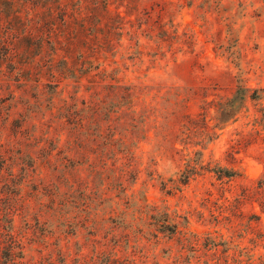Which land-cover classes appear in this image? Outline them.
I'll return each instance as SVG.
<instances>
[{"label": "rangeland", "instance_id": "rangeland-1", "mask_svg": "<svg viewBox=\"0 0 264 264\" xmlns=\"http://www.w3.org/2000/svg\"><path fill=\"white\" fill-rule=\"evenodd\" d=\"M26 1L16 14L0 0V264H264V0L111 5L124 27L96 65L135 85L137 110L164 112L169 88L182 97L197 89L183 110L194 125L164 118L157 127L155 114L143 124L129 106L78 126L84 97L111 92L113 81L57 86L49 45L43 55L37 47L52 25ZM143 6L164 11L147 21ZM16 40L20 54L9 60ZM239 85L258 98L211 129ZM205 125L211 141L198 135ZM196 151L204 168L183 183ZM219 166L240 175L218 178ZM165 220L175 232L161 229Z\"/></svg>", "mask_w": 264, "mask_h": 264}, {"label": "trees", "instance_id": "trees-1", "mask_svg": "<svg viewBox=\"0 0 264 264\" xmlns=\"http://www.w3.org/2000/svg\"><path fill=\"white\" fill-rule=\"evenodd\" d=\"M23 1V2H22ZM31 1V0H28ZM146 2L148 0H33L34 4H39L43 16H47L49 22L51 23V28L49 30H44L43 27L39 31L38 38V49L40 53L46 54V45H49V58H50V71L53 78H56V85L60 87L62 82H65V87L69 86H79L84 76H91L89 80L91 83H98L96 76L101 74L104 76L105 80L109 77L113 82L106 84V86L111 88V92L108 91L107 94L97 93V95L90 100L84 97L82 104L84 108L87 106V114H84L83 121L78 126L84 127L85 119L91 120L89 123L98 124L102 115H112L111 111L114 109H128L133 113V117L140 118L139 120L145 124L148 122L152 115H156L154 118L155 125L157 127L158 120L167 118L165 121L170 124L172 121H177L182 118V121L189 120L193 125L195 124L194 119L190 117L189 114L185 113L188 104L187 100L194 94H197V89L194 87L185 88V97L181 96L183 93L180 89L169 88L166 94L169 96L167 100L169 101L168 110L161 112V110H154L152 106H149V110L146 108L138 109L135 107L134 100L137 97L135 93V85H123L121 84V79L113 76L111 74L107 75V70L104 68L100 70V65H96L98 62L101 51L105 45H108L111 40L112 34L117 33V30H121L124 27L122 22L123 17H119L118 14L112 17L110 7L115 2L127 3V7L131 9H138L141 7V2ZM4 3L13 10L14 13L18 14L23 7H27L26 0H4ZM20 3H24L20 6ZM144 14L146 15L147 21L151 16L160 11H164L163 6L151 7L148 9L143 6ZM159 8V9H158ZM160 14V13H159ZM13 15V14H12ZM105 21V23H104ZM106 25H104V24ZM147 25L146 29L143 31L149 32L150 39H153L152 31L153 28L149 22L143 23ZM140 28V27H139ZM27 29V28H26ZM151 29V30H150ZM28 34H29V30ZM18 32L17 28H14L13 34ZM18 33V36L19 37ZM132 39H137V33L131 34ZM16 37V38H17ZM18 39V38H17ZM9 40V36L4 38V43ZM10 54H8V59L16 58L20 54L19 47L17 46V40L8 42ZM140 53V50L138 51ZM45 56V55H44ZM28 57V55H27ZM93 71H98L96 74H92ZM114 72V71H113ZM115 74V73H114ZM66 80V81H65ZM73 82V83H72ZM249 89L245 86L239 85L232 97L228 98L227 101L222 104L219 108L218 117H216L217 123L211 129H216L220 126L228 124L230 121L235 120L236 116L244 108V104L248 97L252 99L258 98V92L253 90L252 94L249 95ZM96 93V92H95ZM148 108V107H147ZM135 109V112H134ZM85 110V109H84ZM71 111L67 110V114ZM115 112V110H114ZM151 113L149 116L147 113ZM103 113V114H102ZM131 120L134 121V118ZM96 119V120H93ZM162 122L161 124H163ZM206 124V121H205ZM160 125V124H159ZM205 128L208 126L205 125ZM211 129H207L206 132L198 133L203 139L212 140V137L216 135L215 132H211ZM202 140L200 141V143ZM202 144V143H201ZM204 148V146H203ZM197 156L195 161L196 165L190 166L182 174L181 181L187 183L192 175L199 172V168L203 169L202 158L204 156L203 151H196ZM200 164V165H199ZM213 171L216 173L218 178H234L240 175V172L233 168L227 167H215ZM264 183L261 181L262 187ZM251 190V189H247ZM167 224H161L162 228H167V230L176 231L177 225L170 224L168 220H165Z\"/></svg>", "mask_w": 264, "mask_h": 264}]
</instances>
